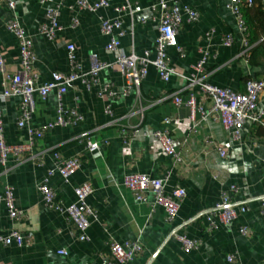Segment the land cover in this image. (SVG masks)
<instances>
[{
	"label": "crops",
	"instance_id": "1",
	"mask_svg": "<svg viewBox=\"0 0 264 264\" xmlns=\"http://www.w3.org/2000/svg\"><path fill=\"white\" fill-rule=\"evenodd\" d=\"M59 0H55L58 2ZM94 1V0H91ZM199 13L195 24L186 22L178 34L181 51L169 48L170 65L176 69L169 82H163L150 66L146 78L137 89L128 93L127 83L117 66L100 72L98 82L89 89L78 80L64 95L67 106H77L84 120L76 126L56 127L46 132L32 152L16 163L13 158L0 166V195L6 185L15 194L17 205L24 211L20 221H12L4 204L0 206V236L16 229L30 241L22 246L0 245V264H106L108 241L119 243L140 239L145 247L142 255L128 264H264V216L259 214L258 198L264 196V122H247L241 138L234 140L220 122L211 119L193 130L186 104L176 107L173 95L188 86L191 78H201L215 86L245 92L249 79L264 78V0H254L252 7H243L246 31L238 26L236 15L229 9L230 0H177ZM155 0H113L108 8L96 12L79 11L80 24L73 26L71 7L77 0H66L59 24L62 30L54 41L40 33L46 23V5L38 0H17L10 9L0 0V51L6 54L11 71L18 66V44L5 29L10 20H17L26 29L36 55L34 72L38 83L49 82L53 72L69 73L71 67L66 45H75L76 60L81 70H90V56L112 63L114 53L106 50L108 38L101 33V21L121 16L125 35L120 39L125 53L156 56L155 41L160 21ZM130 5L129 7L127 5ZM125 7V8H123ZM120 8L121 12L116 9ZM132 11V12H131ZM245 36L249 50L245 46ZM231 38V45L224 41ZM205 60L202 71L196 68ZM0 73V92H2ZM112 90L113 94H107ZM195 91L199 95L198 87ZM182 98L186 100L187 93ZM21 98L13 97L3 104L4 136L8 144L28 142L26 130L18 128ZM58 96L52 92L43 100L36 97V110L31 125L42 128L56 117ZM209 105H207L208 107ZM110 108L113 115L107 114ZM264 116V92L258 101ZM173 117L170 125L166 117ZM168 129L180 152L181 160L167 156L154 136L156 130ZM101 142L100 155L87 150L85 135ZM221 147L226 155L218 150ZM62 159L77 157L80 170L65 182L58 170L55 154ZM52 170V175L49 171ZM146 174L152 178L168 175L166 189H186V198L174 224L165 211L155 204L152 193L146 201H138L124 186L127 176ZM48 179L63 207L76 203L75 188L90 183L94 193L88 204L96 215L90 218L87 240L69 222L65 214L44 207L40 185ZM232 186L238 189L231 192ZM224 193L231 202L246 206L247 212L230 225L212 216L217 228L208 231V218ZM180 234L197 240L200 247L190 253L172 236L174 226ZM241 227L249 229L243 236ZM65 250L67 255L59 254ZM228 256H234L231 263Z\"/></svg>",
	"mask_w": 264,
	"mask_h": 264
},
{
	"label": "built area",
	"instance_id": "2",
	"mask_svg": "<svg viewBox=\"0 0 264 264\" xmlns=\"http://www.w3.org/2000/svg\"><path fill=\"white\" fill-rule=\"evenodd\" d=\"M41 4L46 5V23L40 28V33L48 40L54 41L58 33L62 30L59 24L62 8L66 0H38ZM10 9L17 7V0H5ZM113 0H77L76 7H71L73 13L72 25L78 26L80 19L79 11L96 12L103 8L111 6ZM254 0H230L228 7L237 17L238 26L246 31V23L242 15L243 7H252ZM130 6L129 4L127 5ZM125 8V7H123ZM153 10L159 9L160 21L158 28V36L155 41L156 56L150 58L149 52L139 56L135 53L127 54L121 47V38L125 35L123 29V20L121 16L114 19H103L101 21V33L108 38L106 50L116 55V60L112 63L100 60L97 53L90 56L91 67L87 73L82 72L81 65L76 60V47L72 43L66 45L68 52L69 64L71 71L67 74L61 72H53L52 79L49 82L38 83V77L34 72L36 63V55L34 52L33 42L26 29L17 20H10L5 29L10 33L18 44V66L15 71H11L7 62L6 54L0 51V73L2 76V92H0V166L5 167L10 158L16 163L22 162L25 156L30 160L34 159L33 150L39 140H41L47 131L56 127L76 126L84 120L83 115L77 106H67L63 102L64 95L72 84L80 80L87 89L96 85L100 72L107 68L117 66L124 76L127 83V91L135 86L140 87L141 82L146 78L148 69L153 66L160 79L163 82H169L176 69L170 65L169 48H176L181 51L178 43V34L183 24V14H186V22L195 24L199 21V13L189 6H182L177 0H155L151 6ZM121 12L120 8L116 9ZM132 12V11H131ZM225 46L231 45V38L227 37L224 41ZM245 46L249 50V43L245 36ZM205 60H202L197 71L203 70ZM182 76L181 74H177ZM198 87L199 95L195 91ZM245 92H236L230 88H221L201 78H191L187 87L178 90L173 95V103L176 107L186 104L190 109L189 120L193 130H196L201 122L213 119L222 124L229 131L234 140L241 138V130L247 122L254 124H262L264 122L263 113L258 111V101L264 92L263 79H249L246 82ZM52 92H56L58 96V109L56 117L53 121L46 124L42 128H35L31 125L33 115L36 110V97L45 100ZM187 93V98H182V93ZM107 94H113L112 90H107ZM13 97H20L19 117L16 124L18 128L26 130L28 134V142H19L17 144H8L4 136V120H3V104L11 100ZM207 105H209L207 107ZM107 114L113 115L110 108L106 109ZM173 117H166L164 123L170 125ZM154 136L161 143L163 150L167 156L174 161L181 160L180 152L176 148L175 141L171 134V130H156ZM87 150L95 155H100L102 148L101 142L94 140L89 134L85 135ZM222 156L225 151L218 147ZM55 157L58 163V170L65 182H69L71 178L80 170L81 160L77 157L70 159H62L60 154L56 153ZM52 170L49 175H52ZM169 176L163 178H152L146 174L133 173L125 178L124 186L128 188L138 201L145 202V194L150 192L154 196L155 204L162 207L166 214V219L170 224H174L180 212L181 204L186 198V189L176 186L172 190H167V182ZM39 190L43 197L44 207L47 209H55L65 214L66 219L71 222L80 232L81 240H87V231L90 227V218L96 215L91 206L88 204V198L94 193L92 184L86 182L75 188L76 203L63 207L62 202L58 200L56 192L48 185V179H45L40 185ZM231 192L237 193L238 189L232 186ZM259 214L264 216V196L259 197ZM4 204L7 208L9 218L16 222L20 221L24 216V211L19 208L15 198L14 190L10 185H6L4 192L0 195V206ZM247 207L243 205L233 204L227 193L221 195L220 200L211 211V218L207 230L210 232L217 228L216 222L212 216L218 214L220 222L224 225H230L240 215L247 212ZM175 225L172 231L177 241L181 244L185 253H190L200 247L197 240L188 238L184 234H180ZM240 232L243 236L249 235V229L241 227ZM30 241V237L21 233L16 229H12L6 236H0V245L22 246ZM109 258L106 264H128L136 257L142 255L145 251L143 242L138 238L134 241L119 243L111 238L108 241ZM59 254L67 255L65 250H60ZM228 261L233 262L235 257L228 256Z\"/></svg>",
	"mask_w": 264,
	"mask_h": 264
}]
</instances>
